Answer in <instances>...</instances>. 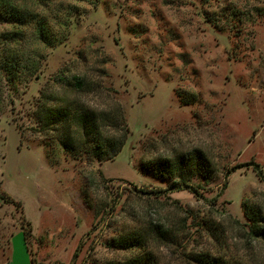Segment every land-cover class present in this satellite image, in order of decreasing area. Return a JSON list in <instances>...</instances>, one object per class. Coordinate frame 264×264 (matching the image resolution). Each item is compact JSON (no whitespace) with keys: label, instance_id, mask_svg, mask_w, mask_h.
<instances>
[{"label":"rangeland","instance_id":"rangeland-1","mask_svg":"<svg viewBox=\"0 0 264 264\" xmlns=\"http://www.w3.org/2000/svg\"><path fill=\"white\" fill-rule=\"evenodd\" d=\"M5 1L23 17L0 15V264H264L247 234L264 227V0ZM77 105L126 135L113 159L62 148L45 109ZM192 153L197 196L149 169Z\"/></svg>","mask_w":264,"mask_h":264},{"label":"trees","instance_id":"trees-1","mask_svg":"<svg viewBox=\"0 0 264 264\" xmlns=\"http://www.w3.org/2000/svg\"><path fill=\"white\" fill-rule=\"evenodd\" d=\"M0 1V3L5 6L6 1ZM0 15H3V17H10V19L14 21H21L23 17L20 12L18 13V11L14 10L11 4L4 7V10L3 12H0ZM44 29L45 28L39 24L37 29L39 40L48 41L49 43L56 41V39H54L52 35H49V32H45ZM71 79L72 82L67 83V86L72 87L75 91L83 88V82L79 78L72 77ZM70 111L69 107L56 112H53L51 108L45 109V112L52 117L51 124L59 122L60 125H63L62 135L65 138H60L61 140L59 139L63 149H80L90 153L95 159L100 161L111 160L120 152L126 141V135L123 134L117 137L114 135L107 136L105 134L107 121H109L111 117L109 114H96L93 110H88L87 108L79 105H77L76 110H73L74 112L71 113ZM78 135L81 138H79ZM86 145L91 146V148L86 149ZM203 159L204 158L200 153H192L189 155H182L172 160L162 159L154 164H148V166H150L149 169L154 174L164 177L166 180H171V184L169 186L170 191H188L189 193L197 196L199 190H202V188H200L198 183L191 182V179L195 175L194 173L200 171L204 166L205 162ZM240 167L241 166L238 168L234 167L227 171L226 176ZM147 168L148 167H145L144 169ZM253 171L256 177L261 179L260 172L258 171L256 165L254 166ZM225 185V183L222 184L223 189H225ZM10 203L12 202H6V204ZM253 222L255 224L252 227L250 226L247 234L251 239L264 240V227L258 226L263 222V219L260 216L255 215ZM158 234L160 240L163 242L173 238V236H171L166 229L160 230ZM23 236L25 242L27 243L31 236L30 230L23 228ZM132 243L133 241L131 240L130 245H132ZM191 259L195 264H230L225 259L220 257L213 258L207 254H194Z\"/></svg>","mask_w":264,"mask_h":264}]
</instances>
